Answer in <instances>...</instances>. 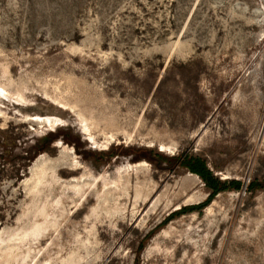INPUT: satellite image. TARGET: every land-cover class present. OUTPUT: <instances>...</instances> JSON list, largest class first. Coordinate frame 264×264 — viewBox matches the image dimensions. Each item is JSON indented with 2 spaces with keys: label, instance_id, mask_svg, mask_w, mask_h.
<instances>
[{
  "label": "rangeland",
  "instance_id": "rangeland-1",
  "mask_svg": "<svg viewBox=\"0 0 264 264\" xmlns=\"http://www.w3.org/2000/svg\"><path fill=\"white\" fill-rule=\"evenodd\" d=\"M0 138V264H264V0H0Z\"/></svg>",
  "mask_w": 264,
  "mask_h": 264
},
{
  "label": "trees",
  "instance_id": "trees-1",
  "mask_svg": "<svg viewBox=\"0 0 264 264\" xmlns=\"http://www.w3.org/2000/svg\"><path fill=\"white\" fill-rule=\"evenodd\" d=\"M2 133H3V136H2V139H3L2 145L4 147H8L10 144H12V146L16 144V137H15V135H12L11 136V135H9L7 133V131H2ZM52 136L53 135L51 133L47 138H45L43 140H46L47 142H51L52 139H54V138H52ZM2 139L0 138V140H2ZM45 149H46V146H42L41 148H39V150H37V152H35V154L29 156V159L34 158V156L38 152L44 151ZM134 151H136V152L138 151L137 153H139V155H138V157L136 159H141V158L145 157V155H146L145 153L151 152L152 150L149 149V148H146V147H141V148H139L137 150H133L131 147L125 149V153H127V154H130V153H132ZM170 159L171 160H178V161L180 160V158H175V157H171ZM255 189H256L255 187L254 188L252 187V190H255ZM156 230L154 232H156ZM154 232L152 234H154Z\"/></svg>",
  "mask_w": 264,
  "mask_h": 264
},
{
  "label": "bare ground",
  "instance_id": "bare-ground-1",
  "mask_svg": "<svg viewBox=\"0 0 264 264\" xmlns=\"http://www.w3.org/2000/svg\"><path fill=\"white\" fill-rule=\"evenodd\" d=\"M45 119L48 122H52L53 121V118H51V117H46ZM161 147H162V149H165L166 148L164 145H162Z\"/></svg>",
  "mask_w": 264,
  "mask_h": 264
}]
</instances>
